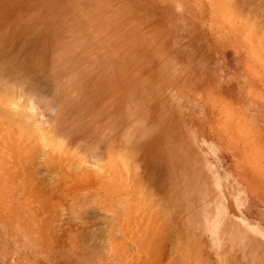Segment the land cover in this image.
<instances>
[{
	"label": "rangeland",
	"instance_id": "rangeland-1",
	"mask_svg": "<svg viewBox=\"0 0 264 264\" xmlns=\"http://www.w3.org/2000/svg\"><path fill=\"white\" fill-rule=\"evenodd\" d=\"M263 29L264 0H0V264H264Z\"/></svg>",
	"mask_w": 264,
	"mask_h": 264
},
{
	"label": "bare ground",
	"instance_id": "bare-ground-1",
	"mask_svg": "<svg viewBox=\"0 0 264 264\" xmlns=\"http://www.w3.org/2000/svg\"><path fill=\"white\" fill-rule=\"evenodd\" d=\"M237 7H238V6H237ZM239 7H240V6H239ZM241 8H242V7H241ZM253 10H254V9H253ZM253 10H252V11H253ZM244 15H246V14H244ZM256 15H257V14H256ZM254 19H255V18H254ZM260 24H261V23H260ZM256 26H257V25H256ZM263 30H264V29H263ZM20 39H21V38H20ZM4 42H5V41H4ZM4 61H5V60H4ZM11 64H12V63H11ZM19 72H20V71H19ZM15 76H16V75H15ZM17 76H18V75H17ZM47 81H48V80H47ZM12 87H13V85H10V84H9V85H8V84H4V83H3V80L0 79V101L3 100L2 103L4 102V103H7V104H15L16 99H17V98L19 99L18 95H21V94H16V93H19V92H17L16 89H13ZM14 88H15V87H14ZM16 88L18 89V86H16ZM21 89L23 90V87H20V89H19V91H21V93H22L23 91H22ZM45 89H46V88H45ZM45 89H44V90H45ZM17 102H20V101H17ZM0 103H1V102H0ZM17 104H18V103H17ZM20 105H21V104H20ZM26 105H27V103H26ZM7 106H8V105H7ZM1 109H2V108H1ZM62 109H63V108H62ZM62 109H61V111H62ZM7 110H8V109H6V108H5V110L3 109V111H2V115H3V112H4V116H3V118L5 117V115H7V116L12 115V113H10L9 111H8L9 113L6 112V114H5V111H7ZM16 111H17V110H16ZM65 113H66V112H65ZM59 114H60V113H59ZM0 116H1V113H0ZM19 116H21V115H19ZM26 116H27V115H26ZM45 116H46V115H45ZM56 116H58V115H56ZM56 116H55V117H56ZM11 117H15V116L12 115V116H10V118H11ZM1 119H2V117H1ZM5 119H6V118H5ZM11 119H13V118H11ZM16 119H17V118H16ZM16 119H15V120H16ZM9 120H10V119H9ZM9 120H8V121H9ZM26 120H28V119H26ZM8 121H7L6 123H8ZM16 121H18V119H17ZM56 121H57V120H56ZM10 122H11V121H10ZM10 122H9V123H10ZM57 122H58V121H57ZM9 123H8V124H9ZM8 124H7V125H8ZM10 124H11V123H10ZM7 125H6V126H7ZM11 125H12V124H11ZM19 125H20V124H19ZM75 126H76V125H75ZM23 129H26V130H27V128H23ZM4 130H5V129H3V132L5 133ZM19 130L22 132L21 129H19ZM35 130H36V128H34V130H32V131H29L30 134H33V135H32V136H34V138L32 137L33 139H35V137H36L35 135H37V136L39 137V135H38L37 133H35ZM54 130H56V129L51 130V132H53ZM23 131H25V130H23ZM56 132H57V131H56ZM78 132H79V131H78ZM34 133H35V134H34ZM44 133H45V132H44ZM57 133H58V132H57ZM69 133H70V132H69ZM76 133H77V132H76ZM10 134H11V133H10ZM54 134H55V133H54ZM58 134H60V133H58ZM58 134H55V135H58ZM62 134H63V133H62ZM16 136H17V134H16ZM25 136L27 137L28 134H27V133H24V134L22 135L23 139H24ZM61 136H62V135H61ZM78 136H79V135H78ZM26 137H25V138H26ZM68 137H69V136H68ZM74 137H75V136H74ZM14 138H16V137H14ZM28 138H30V137L28 136ZM28 138H26V139L28 140ZM75 138H76V137H75ZM37 139H38V138H37ZM37 139H36V140H37ZM46 139H47V137H46ZM69 139H70V138H69ZM24 140H25V139H24ZM24 140H23V141H24ZM27 140H26V141H27ZM36 140H35V141H36ZM64 140H65V139H64ZM71 140H74V139H70V141H71ZM20 141H21V140H20ZM23 141H22V142H23ZM39 141H40V140H39ZM57 141H58V140H57ZM67 141H68V140H67ZM23 143H25V142H23ZM28 143H29V142H28ZM31 143H32V141H31ZM37 143H38V142H37ZM40 143H41V142H40ZM52 143H53V142H52ZM25 144H26V143H25ZM33 144H34V143H33ZM59 144H60V142H59ZM68 144H69V143H68ZM31 145H32V144H31ZM40 145H41V144H40ZM79 145H80V144H79ZM13 146H14V144H13ZM27 146H28V145H27ZM32 146H33V145H32ZM65 146H66V145H65ZM90 146H91V145H90ZM20 147H21V146H20ZM20 147H19V148H20ZM28 147H29V146H28ZM34 147H35V146H34ZM81 147H82V146H81ZM23 148H24V147H23ZM24 149H25V148H24ZM64 149H65V148H64ZM14 150H15V149H14ZM35 150H36V149H35ZM28 151H29V153H30L31 148H30V150H28ZM32 151H33V150H32ZM75 151H76V150H75ZM75 151H74V152H75ZM99 152H100V151H99ZM32 153H33V152H31V154H32ZM31 154H30V157H31ZM75 154H76V153H75ZM34 155H35V154H34ZM35 156H36V155H35ZM35 156H34V157H35ZM20 157H21V156H20ZM28 157H29V156H28ZM34 157H33V158H34ZM52 157H53V156H52ZM24 158H25V157H24ZM33 158H32V159H33ZM80 158H81V157H80ZM32 159H31V161H32ZM89 160H90V159H89ZM89 160H88V161H89ZM50 161H51V160H50ZM22 162H23V161H22ZM32 162H33V161H32ZM23 165H25V164H23ZM23 165H22V166H23ZM23 167H24V166H23ZM26 168H27V167H26ZM71 168H72V167H71ZM23 171H24V170H23ZM53 172H54V171H53ZM55 172H56V171H55ZM30 178H31V177H30ZM26 180H27V179H26ZM85 180H86V179H85ZM152 220H153V218H152ZM42 222H43V221H42ZM154 223H155V222H154ZM149 226H150V225H149ZM152 226H153V225H152ZM141 228H142V227H141ZM148 228H149V227H148ZM152 229H153V228H152ZM152 233H153V232H152ZM158 233H159V232H158ZM133 235H134V234H133ZM95 238H96V237H95ZM145 246H146V245H145ZM152 246H153V245H152ZM152 246H151V247H152ZM149 247H150V246H149ZM145 262H146V261H145ZM147 263H148V262H147Z\"/></svg>",
	"mask_w": 264,
	"mask_h": 264
}]
</instances>
